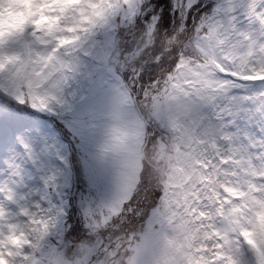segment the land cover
Returning <instances> with one entry per match:
<instances>
[{
    "label": "snow or ice",
    "instance_id": "obj_1",
    "mask_svg": "<svg viewBox=\"0 0 264 264\" xmlns=\"http://www.w3.org/2000/svg\"><path fill=\"white\" fill-rule=\"evenodd\" d=\"M0 264H264V0H0Z\"/></svg>",
    "mask_w": 264,
    "mask_h": 264
},
{
    "label": "rangeland",
    "instance_id": "obj_2",
    "mask_svg": "<svg viewBox=\"0 0 264 264\" xmlns=\"http://www.w3.org/2000/svg\"><path fill=\"white\" fill-rule=\"evenodd\" d=\"M8 15V13H7V11L5 10V11H3V12H0V17H3V16H7Z\"/></svg>",
    "mask_w": 264,
    "mask_h": 264
}]
</instances>
